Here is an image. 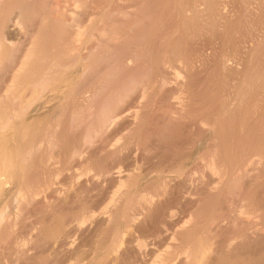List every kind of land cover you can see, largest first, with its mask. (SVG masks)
Wrapping results in <instances>:
<instances>
[{"label":"rangeland","instance_id":"obj_1","mask_svg":"<svg viewBox=\"0 0 264 264\" xmlns=\"http://www.w3.org/2000/svg\"><path fill=\"white\" fill-rule=\"evenodd\" d=\"M11 24L18 30L8 35ZM0 36V179L10 189L0 264H71L77 257L144 264L146 254L132 246L122 252L107 246L126 232L135 246L166 238L183 223L171 264H264V111L261 119L254 108L264 110V0H0ZM27 53L15 95L8 94ZM45 89L50 102L33 106L25 120L16 115L20 94L29 99ZM21 122L17 160L11 132ZM213 124L221 135L217 147L207 132ZM213 154L230 176L242 174L236 184L213 170ZM84 218L94 231L85 228L76 238L67 232ZM66 237L77 242L62 263L66 253L54 249Z\"/></svg>","mask_w":264,"mask_h":264},{"label":"bare ground","instance_id":"obj_2","mask_svg":"<svg viewBox=\"0 0 264 264\" xmlns=\"http://www.w3.org/2000/svg\"><path fill=\"white\" fill-rule=\"evenodd\" d=\"M55 5V4H54ZM118 7V6H117ZM55 11V10H54ZM212 11V10H211ZM203 13V12H202ZM255 13V12H254ZM66 16V15H65ZM57 17V16H56ZM59 17V16H58ZM57 17V18H58ZM66 18V17H65ZM67 18H69V17H67ZM53 19V18H52ZM32 20V19H31ZM55 21V20H54ZM14 22V21H13ZM10 25V24H9ZM69 25V24H68ZM6 26V25H5ZM94 26V25H93ZM7 27H8V25H7ZM18 27V26H17ZM70 27V26H69ZM7 29V28H6ZM5 29V30H6ZM68 29V28H67ZM16 30H18L17 28H16V26L15 25H12L11 24V26H9L8 27V29L6 30L7 31V34L8 35H12L13 33L15 34V32H16ZM101 30V29H100ZM5 32V31H4ZM6 34V35H7ZM79 34V33H78ZM81 34V33H80ZM88 35V34H87ZM1 37V36H0ZM86 37V36H85ZM5 38V37H4ZM78 38V37H77ZM7 39V38H6ZM3 43V42H2ZM4 44V43H3ZM34 47V46H33ZM8 48V47H7ZM1 49H3V48H1ZM31 49H33V48H31ZM34 50H36V49H34ZM92 50V49H91ZM31 51V50H30ZM81 51V50H80ZM248 51V50H247ZM4 52V51H3ZM1 53H2V51H1ZM0 53V54H1ZM6 53V52H5ZM30 53H33V52H30ZM35 54V53H34ZM29 55L30 54H26V57H25V59L24 60H22V63H21V65H20V68L19 69H17V71H15L14 73H13V75H12V79H11V81H10V84H8L7 85V88H6V91L5 92H7L8 94H14L15 95V92H16V90H17V82H18V79L20 78V76H21V74H22V70L23 69H25L26 67V65L28 64V62L30 61V59H29V61H28V57H29ZM3 56V55H2ZM32 57V55L30 56V58ZM84 57V56H83ZM82 56H80L79 57V59H78V61H79V63L77 62H75V64H77V66H78V73H80V70L81 69H83V71H81V72H84V68H82L83 67V63H82V61H84L85 59L83 58ZM69 58V57H68ZM64 59V58H63ZM84 59V60H83ZM0 60H1V55H0ZM81 66H80V65ZM85 65V64H84ZM29 66V65H28ZM72 67H73V65H71ZM71 66H70V68H71ZM76 67V66H75ZM9 68V67H8ZM18 68V67H17ZM67 69V68H66ZM65 69V70H66ZM76 69V68H75ZM234 69V68H233ZM249 69V68H248ZM259 69V68H258ZM11 70V69H10ZM69 70V69H68ZM25 70H23V72H24ZM65 73V72H64ZM76 73V72H75ZM23 75V74H22ZM66 75V74H65ZM65 75H63V76H65ZM79 75V74H78ZM256 75V74H255ZM258 79V78H257ZM61 80V79H60ZM252 80V79H251ZM69 81V80H68ZM242 81H243V79H242ZM257 81V80H256ZM40 82V81H39ZM247 82V81H246ZM252 82H254V81H252ZM263 82V81H262ZM19 83V82H18ZM60 83V82H59ZM22 84V83H21ZM242 84V83H241ZM23 85V84H22ZM27 85H28V83H27ZM67 85V84H66ZM45 86V85H44ZM63 86V85H62ZM73 86V85H72ZM245 86V85H244ZM249 86V85H248ZM247 86V87H248ZM251 86V85H250ZM23 87H24V85H23ZM34 88H35V86H33ZM48 87H49V85H48ZM53 87V86H52ZM37 88V87H36ZM42 88V87H41ZM50 88V87H49ZM56 89H57V87H55ZM234 89H236V88H234ZM242 89V88H241ZM52 90H54L55 91V89H52ZM63 90V89H62ZM250 90V89H249ZM60 91V90H59ZM64 91H65V89H64ZM256 91V90H255ZM23 92V91H22ZM26 92V91H25ZM30 92V91H29ZM49 92H51V91H49ZM49 92L47 91V89H45L44 91H37V92H33L32 94H33V97H32V95L31 96H29V99H28V97H26L24 94H20V96H18L19 98H17L18 99V101L20 102V105H21V112L18 114H16V111L15 110H18L17 108H19L18 106L16 107V109L14 110L15 111V113L14 114H16V115H18L20 118H22L23 120H25L24 118H26L29 114V112H31V110H32V108H33V106H36V105H41V104H45V103H48V102H50L51 100V97H50V94H49ZM61 92V91H60ZM59 92V93H60ZM71 92V91H70ZM69 92V93H70ZM245 92H246V90H245ZM251 91H249L248 93H250ZM264 92V91H263ZM24 93V92H23ZM64 93V92H63ZM66 93V92H65ZM77 93V92H76ZM79 93V92H78ZM232 93V92H231ZM260 93V92H259ZM1 94V93H0ZM11 94V95H12ZM62 94V93H61ZM61 94H59V95H61ZM18 95V94H17ZM27 95V94H26ZM68 95V94H67ZM77 95V94H76ZM242 96H243V94H241ZM252 95V94H251ZM2 96V95H1ZM7 96V95H6ZM51 96H52V94H51ZM63 96V95H62ZM64 96H66V94L64 95ZM63 96V98L62 99H64L65 97ZM70 95H68L67 97H69ZM248 96V95H247ZM255 96V95H254ZM3 97H4V95H3ZM228 97V96H227ZM262 97H264V96H262ZM1 98V97H0ZM13 98H15V97H13ZM58 99H61V98H59V97H57ZM70 98V97H69ZM232 98V97H231ZM241 98L242 97H239V99L241 100ZM244 98V97H243ZM253 98V97H252ZM257 98V97H256ZM261 98V97H260ZM260 98H259V100H260ZM2 99V98H1ZM10 99V98H9ZM17 99H15V100H17ZM53 99V98H52ZM12 100H14V99H12ZM11 99L9 100V101H12ZM240 100H238L237 99V101H240ZM244 100H246V98L244 99ZM244 100H243V103H244ZM252 100H254V99H252ZM263 100V99H262ZM6 101H8L7 99H6ZM18 101H17V103H18ZM242 101V100H241ZM240 101V102H241ZM0 102H2V101H0ZM248 102V101H247ZM250 102V101H249ZM248 102V104L247 105H249L250 103ZM3 103V102H2ZM5 103V102H4ZM73 103V102H72ZM255 103V102H254ZM256 103H257V101H256ZM261 103H264V102H262L261 101ZM19 104V103H18ZM17 104V105H18ZM228 104V103H227ZM241 105H242V103H240ZM244 104H246V103H244ZM243 104V105H244ZM252 104H253V102H252ZM252 104H251V106H252ZM240 105V106H241ZM254 105V104H253ZM257 105V106H256ZM255 105V107L254 108H256V111H255V114L258 116V114H260L261 115V113L264 111L263 110V107H262V109H260L261 108V106H262V104H261V106L259 105V104H256ZM4 106V105H3ZM47 106V105H46ZM226 106V105H225ZM232 106H233V102H232ZM239 106V107H240ZM246 106V105H245ZM260 108H259V107ZM235 107H237L238 108V106H237V102H236V106ZM246 107H248V106H246ZM245 108V107H244ZM242 109V108H241ZM246 109V108H245ZM245 109H244V112H246L247 114H248V112L247 111H245ZM2 110V109H1ZM227 110H229V109H227ZM234 110V109H233ZM247 110H248V108H247ZM254 110V109H253ZM44 111V110H43ZM42 111V112H43ZM224 112H225V110H223ZM235 112H237V111H235ZM241 112V111H240ZM243 112V113H244ZM251 112V111H250ZM230 113V112H229ZM238 113V112H237ZM13 114V115H14ZM119 114V113H118ZM225 114V113H224ZM224 114H223V117H224ZM234 114V113H233ZM2 115V114H1ZM15 115V116H16ZM219 115V114H218ZM220 115H221V113H220ZM244 115V114H243ZM243 115H242V117H243ZM251 115H253L252 113H251ZM250 115V116H251ZM255 115V116H256ZM120 116V115H119ZM231 116V115H230ZM233 116H237L236 115V113H235V115H233ZM241 116V115H240ZM264 116V115H263ZM14 117V116H13ZM214 117V116H213ZM222 117V116H221ZM239 117V116H238ZM1 118V117H0ZM9 118V117H8ZM18 118V117H17ZM48 118V117H47ZM245 117H243L242 119H244ZM249 118V117H248ZM247 118V119H248ZM252 118L254 119V117L252 116ZM257 118V117H256ZM261 119H262V115H261V117H260ZM259 118V119H260ZM19 119V118H18ZM41 119V118H40ZM214 119H216L217 120V118H214ZM214 119L212 120V121H214ZM223 119V118H222ZM229 119H231V117H229ZM9 120V119H8ZM11 120V119H10ZM14 120H16L15 118H14ZM218 120H219V116H218ZM249 121H250V119H248ZM247 120V121H248ZM255 120V119H254ZM263 120H264V118H263ZM5 121H7V120H5ZM19 121V120H18ZM39 121V120H38ZM48 121V120H47ZM137 121V120H136ZM221 121V120H220ZM224 121V120H223ZM223 121H221V122H223ZM243 121V120H242ZM246 121V120H245ZM248 121V122H249ZM259 121V120H258ZM258 121L256 122V124H255V126H258L259 124H257L258 123ZM17 122V121H16ZM32 122V121H31ZM36 122V121H35ZM226 122V121H225ZM248 122H247V124H248ZM4 123V122H3ZM25 123V122H24ZM234 123H236V122H234ZM233 123V124H234ZM255 123V122H254ZM261 123H262V121H261ZM11 124V123H10ZM13 124H15V123H13ZM12 124V125H13ZM26 124V123H25ZM212 124V123H211ZM214 124H217L216 122H214ZM214 124H213V126H214ZM232 124V123H231ZM241 124L243 125L244 124V122L242 123L241 122ZM245 124H246V122H245ZM244 124V125H245ZM246 124V125H247ZM252 123H250V125H251ZM264 124V123H263ZM11 125V126H12ZM222 125V124H221ZM220 125V126H221ZM226 125H227V122H226ZM225 125V126H226ZM241 125V126H242ZM245 125V126H246ZM3 125L1 124V121H0V128L2 127ZM209 126V125H208ZM211 126L208 130H207V132H209L210 133V135H211V142H212V145L214 146V147H217L218 146V144H219V140H220V137H221V135L220 134H218L219 132H217V128L214 126ZM218 126V125H217ZM228 126V125H227ZM238 126V125H237ZM260 126V125H259ZM258 126V127H259ZM10 127V126H9ZM23 127V122H21L19 125L18 124H16V125H14L13 127H12V131L13 132H11L12 134H13V136H14V138L16 139L15 141H14V148L12 149V150H14V154H15V157H16V159L18 160L20 157H21V155H22V153H23V146H22V142H20V140H19V131L21 130V128ZM248 127H250L251 128V126H248ZM261 128H262V124H261V126H260ZM47 128V127H46ZM222 128V127H221ZM224 128V127H223ZM229 128V127H228ZM235 128V127H234ZM240 128V127H239ZM238 128V129H239ZM250 128L248 129V131H249V135H250ZM227 129V128H226ZM229 129H231V128H229ZM228 129V130H229ZM245 129H246V127H245ZM253 129V128H252ZM251 129V130H252ZM256 129H259V128H256ZM202 130V129H201ZM236 130V129H235ZM244 130V129H243ZM254 131H256L255 129H253ZM10 130H8V132H9ZM226 131V130H225ZM247 131V130H246ZM253 131V132H254ZM6 132H7V130H6ZM227 132V131H226ZM260 132V131H259ZM258 132V133H259ZM245 132H243V134H244ZM227 134V133H226ZM247 134H248V132H247ZM246 134V135H247ZM253 134V133H252ZM11 135V134H10ZM219 135H220V137H219ZM255 135V134H254ZM259 135V134H258ZM227 136H229L228 134H227ZM238 136V135H237ZM248 136V135H247ZM4 137H6V136H4ZM11 137V136H10ZM225 137V136H224ZM244 137V136H243ZM250 137H253V136H250ZM261 137H262V135H261ZM7 138V137H6ZM5 138V139H6ZM238 138V137H237ZM240 138V137H239ZM242 138V137H241ZM258 139H259V137H257ZM256 138V139H257ZM224 139V138H223ZM262 139H263V137H262ZM262 139H259V140H261L262 141ZM14 140V139H13ZM251 140H254V139H251ZM241 141V140H240ZM228 142V141H227ZM247 142H248V140H247ZM50 143V142H49ZM210 143V142H209ZM222 143H223V141H222ZM239 144H240V142H239ZM244 144V143H243ZM242 144V145H243ZM49 145V144H48ZM47 145V146H48ZM227 145V144H226ZM225 145V146H226ZM230 145H231V143H230ZM232 145H234V143L232 144ZM246 145V144H245ZM251 145V144H250ZM241 146V145H240ZM263 146V145H262ZM7 147V146H6ZM9 147V146H8ZM253 147V146H252ZM222 148V147H221ZM240 148V147H239ZM250 148H251V146H250ZM249 148V149H250ZM27 149V148H26ZM227 149V148H226ZM231 149H232V146H231ZM243 149V148H242ZM213 150H215V148H213ZM238 150V149H237ZM254 150V149H253ZM252 150V151H253ZM261 150H262V148H261ZM264 150V149H263ZM216 152L218 151L217 149L215 150ZM221 151H222V149H221ZM225 151V150H224ZM232 151V150H231ZM234 151V150H233ZM232 151V152H233ZM212 152V151H211ZM227 152V151H226ZM232 152H230V153H232ZM248 152V151H247ZM246 152V153H247ZM249 152H251V151H249ZM220 153V152H219ZM255 153V152H254ZM258 153V152H257ZM257 153H256V155H257ZM262 153V152H261ZM3 154L4 155H6L7 154V152L5 151V152H3ZM224 154H227V153H224ZM242 154H243V152H242ZM250 154V153H249ZM252 154V153H251ZM8 155H9V153H8ZM208 155H210V154H208ZM234 155H235V153H234ZM255 155V154H254ZM259 155V154H258ZM262 155V154H261ZM211 156V155H210ZM222 156V155H221ZM224 156V155H223ZM223 156H222V158H223ZM226 156V155H225ZM242 156V155H241ZM253 156V155H252ZM219 157V156H218ZM217 157V155H214L213 154V157H211V160H210V162H211V166H212V168H213V170L214 171H216L217 173H219L220 174V176H221V179L223 180V181H225V180H231V177L233 178V176H230L231 175V173H230V175H229V173H228V170L227 169H229V168H227L226 166H225V164L224 163H222L221 161L222 160H220L219 158ZM227 157V156H226ZM229 157H232V156H229ZM228 157V158H229ZM257 156H255V158H256ZM139 158V157H138ZM234 158V157H233ZM243 158H244V156H243ZM248 158H249V156H248ZM251 158V157H250ZM12 159V158H11ZM240 159V158H239ZM258 159V158H257ZM20 160V159H19ZM200 160V159H199ZM243 160V159H242ZM241 160V161H242ZM250 160V159H249ZM260 165H262L261 167H263L264 168V156H260ZM234 161V160H233ZM243 161H247L246 160V157H245V160H243ZM8 163L10 162V161H7ZM14 162V161H13ZM224 162V161H223ZM228 162V161H227ZM231 162V161H230ZM234 162H236V161H234ZM20 163V162H19ZM18 163V164H19ZM226 163V162H225ZM241 163V162H240ZM244 163V162H243ZM248 163V162H247ZM255 163H257V162H255ZM254 163V164H255ZM11 164V163H10ZM9 164V165H10ZM16 163L14 162V165H15ZM17 164V165H18ZM227 164V163H226ZM235 164V163H234ZM237 164V163H236ZM249 164V163H248ZM17 165H15V166H17ZM228 165H230V164H228ZM231 165H232V163H231ZM240 165V164H239ZM239 165H237V166H239ZM242 165V164H241ZM255 165H257V164H255ZM259 165V166H260ZM233 166V165H232ZM244 166V165H243ZM250 166V165H249ZM231 167V166H230ZM236 167V166H235ZM246 167V166H245ZM252 167V166H251ZM253 167H254V165H253ZM253 167L251 168V170H253ZM6 168V167H5ZM167 168V167H166ZM169 168V167H168ZM227 168V169H226ZM9 169V168H8ZM194 169V168H193ZM237 169V168H236ZM244 169V171H243V173L244 172H246L247 173V171H248V169H249V167H248V169L247 168H243ZM257 169V168H256ZM15 170H17V168H15L13 171L15 172ZM134 170V169H133ZM240 170H242V169H240ZM259 170V169H258ZM262 170V169H261ZM264 170V169H263ZM19 171V170H18ZM125 171V170H124ZM144 171V170H143ZM232 171H234V170H232ZM232 171H229V172H232ZM260 171V170H259ZM258 171V172H259ZM166 172V171H165ZM213 172V171H212ZM234 172H236V171H234ZM8 173H10V172H8ZM19 173V172H18ZM233 173V172H232ZM239 173H241V172H239ZM238 173V174H239ZM256 173V172H255ZM11 174V173H10ZM12 174H13V172H12ZM11 174V175H12ZM15 174H16V172H15ZM215 174V173H214ZM260 174V173H259ZM14 175V174H13ZM123 175L124 174H121L120 176V178H122L123 177ZM147 175V174H146ZM177 175V174H176ZM232 175H234V174H232ZM249 175V174H248ZM15 176H17V175H15ZM139 176V175H138ZM186 176V175H185ZM217 176V175H216ZM253 176V175H252ZM6 177V176H5ZM9 177H10V175H9ZM8 177V178H9ZM14 177V176H13ZM242 178V174H239V175H237L235 178H233V180L235 181V184H236V179H238V178ZM243 177H244V175H243ZM217 178V177H216ZM251 178V177H250ZM7 179V178H6ZM10 179V178H9ZM212 179V178H211ZM247 179H248V177H247ZM255 179H256V177H255ZM12 180V179H11ZM13 180H14V178H13ZM197 180V179H196ZM214 180H215V178H214ZM213 180V181H214ZM240 180V179H239ZM242 180V179H241ZM245 180V179H244ZM253 179L251 178V181H252ZM19 181V180H18ZM212 181V182H213ZM216 181V180H215ZM214 181V182H215ZM233 181V182H234ZM238 181V180H237ZM220 182V181H219ZM226 182V181H225ZM231 182V181H230ZM232 182V183H233ZM256 182V181H255ZM8 183V180H6V181H4V179L3 180H1L0 179V202L1 201H3V205H1V207H0V230L2 229V227H3V225H2V221H3V217L4 216H6L7 215V213H6V211L5 210H7L6 208L9 206V204H10V197L9 198H6L5 199V197H6V192H9V190L10 189H7V188H5V184H7ZM12 183H15V181L14 182H12ZM113 183V182H112ZM223 184H224V182H222ZM221 183V184H222ZM232 183H231V185H232ZM238 183V182H237ZM228 184V183H227ZM261 184V183H260ZM7 185H9V184H7ZM19 185V184H18ZM27 185V184H26ZM246 184H244V186H245ZM249 185H250V183H249ZM11 186H12V184H11ZM30 186V185H29ZM218 186V185H217ZM6 187H10V186H6ZM15 188H17V186H14ZM234 187V186H233ZM251 187V186H250ZM15 188H13V189H15ZM20 188V187H19ZM18 188V189H19ZM227 188V187H226ZM230 188V187H229ZM12 189V190H13ZM185 189V188H184ZM22 190V189H21ZM29 190V189H28ZM189 190V189H188ZM221 190V189H220ZM14 191V190H13ZM24 191V190H23ZM30 191V190H29ZM214 191V190H213ZM20 192V191H19ZM60 192V191H59ZM55 193V192H54ZM73 193V192H72ZM8 194V193H7ZM10 194H11V192H10ZM17 194H19V193H17ZM21 194H24L23 192L21 193ZM21 194H19L18 196L20 197V195ZM188 194V193H187ZM239 194V193H238ZM13 195V194H12ZM126 195V194H125ZM192 195V194H191ZM18 196H16V197H18ZM72 196V195H71ZM97 196V195H96ZM26 198V197H25ZM61 197H59L58 199H60ZM63 198H65V197H63ZM231 198V197H230ZM57 199V200H58ZM66 199H68V197L66 198ZM70 199V198H69ZM188 199V198H187ZM240 199V198H239ZM62 201H64V200H62ZM61 201V202H62ZM58 202H59V200H58ZM255 202V201H254ZM258 202V201H257ZM2 204V203H1ZM13 204V203H12ZM256 204V202L254 203V205ZM259 204V203H258ZM262 204V203H261ZM67 205V204H66ZM263 205V204H262ZM257 206V205H256ZM260 206V205H259ZM171 207V206H170ZM246 208V207H245ZM262 208V207H261ZM151 209V208H150ZM13 210V209H12ZM91 210V209H90ZM89 210V211H90ZM235 210V209H234ZM242 210V209H241ZM254 210H256V209H254ZM258 210H260V209H258ZM8 211V210H7ZM114 211H116V210H114ZM243 211V210H242ZM245 211V210H244ZM247 211V210H246ZM241 212V211H240ZM251 212V211H250ZM258 212V211H257ZM261 212V211H260ZM263 212V211H262ZM233 213V212H232ZM248 213V212H247ZM6 214V215H5ZM87 214H88V212H87ZM112 214V213H111ZM119 214V213H118ZM192 214V213H191ZM228 214V213H227ZM117 215V214H116ZM240 215H241V213H240ZM250 215V214H249ZM98 216V215H97ZM126 216V215H125ZM79 217H81V216H79ZM85 217H86V215H85ZM130 217H132V216H130ZM234 217H235V215H234ZM110 218H112V217H110ZM114 218V217H113ZM124 218V217H123ZM134 218V217H133ZM133 218H132V220H133ZM250 218V217H249ZM5 219V218H4ZM93 220L94 219H96V218H92ZM108 219V218H107ZM127 219V218H126ZM131 219V218H130ZM239 219V218H238ZM246 219H248V218H246ZM88 220V219H87ZM91 220V219H90ZM111 220V219H110ZM114 220H115V218H114ZM123 220V219H122ZM163 220V219H162ZM172 220V219H171ZM9 221H11V220H9ZM77 221H79V224H77V225H75V226H73L70 230H69V228H67L69 231H67L69 234H71V235H73V237H77L85 228H87V231L89 232V230L88 229H92L94 226H93V224H91L89 227H87V224H85V222H86V218H84V219H82V220H77ZM125 221V220H124ZM170 222V221H169ZM249 222V221H248ZM113 223H115V221L113 222ZM164 223V222H163ZM6 224V223H5ZM124 224H126V223H124ZM130 224H131V222H130ZM171 224V223H170ZM177 224V223H176ZM175 224V225H176ZM178 224H180V223H178ZM177 224V225H178ZM226 224V223H225ZM251 224V223H250ZM252 224H253V222H252ZM127 225V224H126ZM254 225V224H253ZM62 226V225H61ZM123 226H125V225H123ZM136 226V225H135ZM167 226V225H166ZM63 227V226H62ZM65 227V226H64ZM63 227V228H64ZM97 227V226H96ZM111 227V226H110ZM139 227V226H138ZM137 227V228H138ZM172 227V226H171ZM238 227V226H237ZM58 228V227H57ZM131 228H133L132 226H131ZM136 228V229H137ZM197 228V227H196ZM9 229V228H8ZM66 229V228H65ZM95 229V228H94ZM111 229V228H110ZM124 229V228H123ZM126 229V228H125ZM129 229V228H128ZM135 229V228H134ZM135 229V230H136ZM170 229V228H169ZM187 229V227H186V223H183V224H180V225H178V226H175V229H171V231L169 230L167 233H166V235H167V237L166 238H162L163 237V235L161 236V238H159V239H156L155 240V238H156V236H155V238H154V240H147V239H149V238H147L146 239V241H140V242H138L139 244H137L136 246L135 245H133V242L135 241V239H134V235L133 234H127V232H126V235H124V237L122 238V240H121V243L120 242H118V239L116 240V239H114L110 244H109V246H107V248H112V249H115L116 248V250L118 249V251L117 252H119V251H121L122 252V250L123 249H125L126 248V250H127V248H130L131 246H132V248L135 250L134 252H136V253H139V255L141 254V256L143 257V255L144 254H146V256H144L146 259L144 260V261H142V262H144V264H171L172 263V261L174 260V256H175V254L177 253L176 251H175V247H177V246H175L176 244H175V242L177 243V241L180 239V238H178V236H181L182 234V232L183 231H185ZM93 230V229H92ZM109 230V229H108ZM144 230V229H143ZM6 231V230H5ZM4 231V232H5ZM66 231V230H65ZM94 231V230H93ZM133 231V230H132ZM141 231V230H140ZM162 231H164V229L162 230ZM165 231H167V230H165ZM188 231H189V229H188ZM40 232V231H39ZM84 232V231H83ZM86 232V231H85ZM109 232V231H108ZM129 232V231H128ZM136 232H137V230H136ZM42 233V232H41ZM59 233V232H58ZM132 233V232H131ZM140 234H141V232H139ZM18 234V233H17ZM61 234V233H60ZM123 234V233H122ZM134 234H136L135 232H134ZM155 234V233H154ZM159 234V233H158ZM161 234H163L162 232H160V235ZM181 234V235H180ZM34 235V234H33ZM37 235V234H36ZM39 235V234H38ZM107 235V234H106ZM232 235V234H231ZM53 236V235H52ZM58 236H60V235H58ZM104 236V235H103ZM123 236V235H122ZM121 236V237H122ZM142 236H144V235H142ZM152 236H154V235H152ZM15 237H16V235H15ZM39 237V236H38ZM72 237V238H73ZM75 237V238H76ZM79 237H80V235H79ZM100 237V236H99ZM110 237V236H109ZM120 237V238H121ZM139 237H140V235H139ZM147 237V236H146ZM148 237H151V236H148ZM168 237H170V238H168ZM241 237V236H240ZM34 238V237H33ZM53 238V237H52ZM60 237H58V239H59ZM116 238V237H115ZM119 238V237H118ZM120 238H119V240H120ZM136 238V237H135ZM234 238V237H233ZM262 238V237H261ZM16 239V238H15ZM38 239V238H37ZM69 239H71V238H69ZM152 239V238H151ZM176 239H177V241H176ZM11 240V239H10ZM43 240V239H42ZM62 240V239H61ZM72 240V239H71ZM78 240V239H77ZM105 240V239H104ZM109 240V239H108ZM136 240H138V239H136ZM143 240V239H142ZM144 240H145V237H144ZM15 241V240H14ZM12 242V241H11ZM77 241H76V239H74V240H72V244H70V242H68V237H66L64 240H62V241H58V243L55 245V249H54V251H55V253H57V254H59V253H62V252H64V253H66L65 255H64V257L61 259L62 261L64 260V261H66L65 259H67V257H68V253L73 249V246L75 245V243H76ZM204 242V241H203ZM20 243V242H19ZM55 243V242H54ZM102 243V242H101ZM109 243V242H108ZM118 243H120V244H118ZM134 243H136V242H134ZM22 244V243H21ZM20 244V245H21ZM28 244V243H27ZM30 244V243H29ZM70 244V245H69ZM104 244H106V243H104ZM166 244H168V246H165ZM19 245V246H20ZM97 245V244H96ZM100 245V244H99ZM103 245V244H102ZM240 245V244H239ZM21 246H23V244L21 245ZM27 246V245H26ZM53 246V245H52ZM104 246V245H103ZM218 246V245H217ZM7 247H8V244H7ZM29 247V246H28ZM164 247H166V248H164ZM179 247V246H178ZM178 247H177V249H178ZM189 247V246H188ZM188 247H186V248H188ZM10 248V247H9ZM13 248V247H12ZM15 248V247H14ZM27 248V247H26ZM31 248V247H30ZM75 248V247H74ZM8 249V248H7ZM18 249V248H17ZM29 249V248H28ZM64 249V250H63ZM77 249H78V246H77ZM182 249V248H181ZM191 249V248H190ZM222 249V248H221ZM236 249V248H235ZM12 250V249H11ZM19 250H20V252H19V254L20 253H22L23 255H25V248L23 247H19ZM79 250V249H78ZM93 250V249H92ZM103 250V249H102ZM105 250H108V249H105ZM123 251L124 253L126 252L127 253V251ZM129 250V249H128ZM184 250H185V248H184ZM183 250V251H184ZM187 250V249H186ZM10 250H8V252H9ZM17 251V250H16ZM75 251V250H74ZM95 251V250H94ZM131 251H132V249H131ZM182 251V252H183ZM14 252V251H13ZM30 252V251H29ZM72 252V251H71ZM70 252V254H72ZM76 252V251H75ZM97 252H98V250H97ZM179 252H180V250H179ZM187 252V251H186ZM190 252H191V250H190ZM190 252H188V253H190ZM202 252V251H201ZM11 253H12V251H11ZM79 253V252H78ZM93 253V252H92ZM92 253H91V255H92ZM106 253V255H107V252H105ZM105 253H103L104 255H105ZM132 253V252H131ZM130 253V254H131ZM185 253V252H184ZM219 253H220V251H219ZM30 254V253H29ZM69 254V255H70ZM75 254V253H74ZM73 254V255H74ZM80 254H81V252L79 253V256H80ZM109 254V253H108ZM118 254V253H117ZM117 254H116V259H117ZM122 254V253H121ZM129 254V255H130ZM133 254V253H132ZM192 254V253H191ZM251 254V253H250ZM16 255V254H15ZM27 255V254H26ZM51 255V254H50ZM61 255V254H60ZM72 255V256H73ZM82 255V254H81ZM90 255V254H89ZM96 255V254H95ZM110 255V254H109ZM112 255V254H111ZM134 255H135V253H134ZM185 255H187V253L185 254ZM207 255V254H206ZM219 255V254H218ZM3 256H4V254H3ZM10 256V255H9ZM103 256V255H102ZM124 256V255H123ZM136 256V255H135ZM180 256V255H179ZM179 256H177V257H179ZM191 256V255H190ZM194 255H192V257H193ZM5 257H6V253H5ZM15 257V256H14ZM21 257V256H20ZM51 256H49V258H50ZM55 257V256H54ZM74 257H75V255H74ZM77 257V256H76ZM104 257V256H103ZM125 257H126V255H125ZM141 257V258H142ZM185 257V256H184ZM234 257V256H233ZM80 258H82L81 256H80ZM84 258V257H83ZM110 258H111V256H110ZM110 258H108V260L110 259ZM119 258V257H118ZM122 258V257H121ZM121 258H119V259H121ZM180 258V257H179ZM186 258V257H185ZM184 258V259H185ZM200 258V257H199ZM17 259V258H16ZM16 259H14V260H16ZM71 259H73V258H71L70 257V260ZM76 259H78L79 261L77 262V263H71V264H89V262L91 263L92 261H85L86 259H84V260H80L78 257L76 258ZM92 259V258H91ZM94 259V258H93ZM97 258H95L94 259V261L96 260ZM100 259H101V257H100ZM113 259H114V257H113ZM118 259V260H119ZM126 259V258H125ZM188 259V258H187ZM13 260V259H12ZM103 260V259H102ZM106 260V259H105ZM111 260V259H110ZM180 260V259H179ZM7 261H9V259L7 260ZM54 261V260H53ZM64 261L62 262V263H64ZM69 261V260H68ZM93 261V262H94ZM115 261H117V260H115ZM114 261V262H115ZM120 261V260H119ZM122 261H123V259H122ZM125 261V260H124ZM123 261V262H124ZM17 262V261H16ZM31 262V261H30ZM49 262V261H48ZM108 263H110L109 261H107ZM129 262V261H128ZM189 262H191V261H189ZM13 263V262H12ZM97 263H99V262H97ZM102 263V262H101ZM107 263V264H108ZM117 263V262H116ZM121 263V262H120ZM130 263V262H129ZM175 263V262H174ZM193 263V262H192ZM7 264H8V262H7ZM9 264H11L10 262H9ZM20 264V263H19ZM24 264V263H23ZM48 264V263H47ZM111 264V263H110ZM140 264H141V262H140ZM180 264V263H179Z\"/></svg>","mask_w":264,"mask_h":264}]
</instances>
